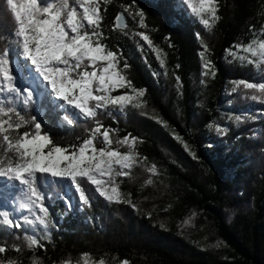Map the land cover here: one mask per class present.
I'll list each match as a JSON object with an SVG mask.
<instances>
[{
    "label": "trees",
    "instance_id": "1",
    "mask_svg": "<svg viewBox=\"0 0 264 264\" xmlns=\"http://www.w3.org/2000/svg\"><path fill=\"white\" fill-rule=\"evenodd\" d=\"M99 3L102 17L99 31L104 34L101 43L117 53L122 65L128 64L127 80L137 90L145 91L140 101L164 126L135 116L123 122L126 126L121 132H132L140 141V153L160 165L178 186L167 190L168 198H160L158 194L153 204L140 207L135 197L148 190L142 188L139 179L123 178L122 202L106 200L84 181L83 187L90 197V204L85 205L78 203L69 179L41 176L38 188L48 209L46 221L50 225L45 231L37 219L38 208L30 212L20 207L23 197L28 195L17 181L0 177V211H8L10 219L22 224L16 229L0 217V245L8 248L0 254V259H14L19 264H34V261L58 264L89 254L95 260L104 259L106 264L121 260L129 264H264V163L261 161L264 147L257 136L233 118L245 109V103L221 91L230 81L259 77L253 64L236 57V53L240 52L237 46L264 38V0H217L218 19L210 21L208 34L194 16L175 5V0H99ZM127 9L142 12L145 26H138L127 15L126 24L117 26L116 16L119 12L126 14ZM0 16L2 44L5 39H11L10 13L5 10L4 0H0ZM140 32L148 35L153 47L160 50L163 67L157 53L139 37ZM201 52L211 61L212 71L201 85L205 99L197 104L204 69ZM27 80L18 76L17 86L28 88ZM3 102L6 109L13 110L14 121L18 116L28 121L20 128L21 133L32 129L31 120L35 117L53 145L69 151L88 135L84 124L70 111L61 113L71 118L70 124L60 120L45 95L27 101L21 94L13 93ZM109 109L98 111L101 123L120 125L119 118L107 115ZM214 124L223 131L215 132ZM166 130L188 145L197 168L180 167L163 152L165 146L172 150L177 147ZM130 194L134 199H130ZM248 200H251L248 209L239 210L232 221L224 219L226 205ZM191 209L199 213L208 229L223 242L225 256L196 250L179 229V219ZM31 239H36L38 244L30 247ZM17 248L21 251L17 252Z\"/></svg>",
    "mask_w": 264,
    "mask_h": 264
},
{
    "label": "snow or ice",
    "instance_id": "2",
    "mask_svg": "<svg viewBox=\"0 0 264 264\" xmlns=\"http://www.w3.org/2000/svg\"><path fill=\"white\" fill-rule=\"evenodd\" d=\"M5 10L10 13V41L5 39L0 44V94L27 93L31 100L34 93L44 91L48 99L53 96L64 105L71 106L85 119H95L98 110L108 107H119L121 111L126 106L139 108L140 98L144 90H137L131 81L126 79L119 68L117 53L101 43L103 33L99 31L102 17L99 0H4ZM192 13L200 18V22L208 28L211 21L218 19L215 0H184ZM208 14L210 19L204 18ZM140 26L144 27L143 13ZM123 15L117 17L122 20ZM149 47L152 42L148 35L139 33ZM199 37V34H198ZM0 39H3L0 34ZM255 45V46H254ZM253 58H264V39L257 42L254 39L247 46H237ZM157 53L161 67L159 49ZM207 51V48H205ZM16 59H13V53ZM230 54L234 55V53ZM204 75L212 68L211 61L201 52ZM253 61H249L252 63ZM264 67V59L260 60ZM128 64L124 63L126 69ZM18 74L27 77L35 87L21 89L17 86ZM214 75V72L212 73ZM179 81V78L177 77ZM243 85L258 95L253 100L264 97V82L239 81L237 87ZM128 89L120 95H112L119 89ZM0 100V177L19 182L27 190L28 202L21 208L32 211L34 207L43 214L38 217L41 224H46L48 209L44 206V197L38 188L41 176L53 179L67 178L75 186L81 202L90 204L87 189L83 187L86 181L95 187V191L108 201L122 202L123 197L116 186V177L130 175L131 169L137 163V152L133 151L136 138L125 136L116 143L128 145L127 152H121L111 147L113 141L108 129L97 121L88 138L84 139L78 148L69 151L62 146L53 145L50 136L43 131L42 123L35 117L31 120L33 131L20 132V128L28 123L22 116L12 119L13 110L6 109ZM59 106V105H57ZM239 119V118H237ZM71 123L72 121H68ZM217 131H223L217 128ZM102 136L103 147H97L95 140ZM180 139V137H176ZM186 150L188 145L184 144ZM10 154V155H9ZM195 158V157H194ZM144 159H147L146 157ZM156 174L157 167L153 164L147 169ZM148 184L152 180L147 181ZM110 186V187H108ZM3 222L19 229L21 223L14 222L8 211H0ZM187 223V222H186ZM38 241L31 239L30 247ZM42 246V245H41ZM8 251L0 245V254ZM17 252L21 249L17 248ZM87 254H85V257ZM0 264H19L14 259H0ZM38 264V261H34ZM64 264H72L65 261ZM87 264V261H86ZM98 264H105L100 259ZM123 264H129L124 261Z\"/></svg>",
    "mask_w": 264,
    "mask_h": 264
},
{
    "label": "rangeland",
    "instance_id": "3",
    "mask_svg": "<svg viewBox=\"0 0 264 264\" xmlns=\"http://www.w3.org/2000/svg\"><path fill=\"white\" fill-rule=\"evenodd\" d=\"M175 3H176L175 4L176 6L183 8L188 14L194 16L198 20L199 24H201L203 31H205L206 34L209 33V32L207 33V31H206L207 28L200 22V18L197 17L196 15H194L192 13L191 9L186 6V4L184 3V0H175ZM193 3H198V0H193ZM215 3L217 4V0H215ZM137 13H138V11L133 10V9H127L126 14H124L123 12H119L118 15L116 16V25L120 26V27L125 25L126 24V15H127V16L133 18L135 23H137L138 26H140V23L138 22V16L139 15H137ZM121 14L123 15V19L117 20V17L120 16ZM0 17H2V16H0ZM204 18L210 19V16L208 14H205ZM210 21H211V19H210ZM140 33H143V32H140ZM139 37L141 38L140 35H139ZM262 39H264V38H262ZM256 40H257V42H259V39H256ZM144 43L147 45V47L151 51H153V49H155L153 47V45L151 47H149V45L146 41H144ZM248 44L243 45V46H247ZM239 50H240V52L236 53V57L240 56L241 58H244L246 61H253L252 64H253L254 68L257 70V72H259L258 73L259 77L256 80L237 79V80L230 81L229 83H225V86L222 88L221 91L222 92L226 91L227 97H229V98L232 97L235 100H239V102L245 103V105H246L245 109H243V111H238L234 115L233 118L236 122H238V123L241 122L242 125L244 126V128L247 131H249L253 136H257L258 139L260 140L262 146L264 147V123H263L264 122V97H262L261 99L253 100L251 97L253 95H258L257 93H254L251 90L245 89L243 87V85H240L239 87H237V83L239 81L264 82V67H262L261 63H260V60L264 59V58H261V57L253 58L250 53L244 52L242 50V48H239ZM13 59H16V53H15V56ZM203 63H204V61H203V59H201V67L202 68H203ZM118 66L120 69L123 70L122 74L126 76L124 65L119 63ZM211 71H212V69L209 70L208 75L211 73ZM203 73H204V69L202 70L201 75H200V83H199L200 85H198L200 90H198V97L199 98L196 102L197 104L201 103L202 100L205 99V95H206L205 89H202V86H201L202 83L204 82V79L206 78ZM18 76L20 78H22L23 81L25 79H28L27 77H24L22 74H18ZM126 79H127V77H126ZM28 80L26 81L28 87L31 86L34 88L35 85L31 84V81L30 80L28 81ZM175 87L178 88L179 85L176 83ZM23 89H25V88H22V90ZM128 91L129 90L126 88L125 89H119V90L113 92L112 95H114V96L120 95V94H124L125 92H128ZM7 95L8 94H0V100L4 101V99ZM42 95H45L43 90H41L39 93H34L33 98L31 100H28L27 99V93L24 91H22V93H21L22 98H24L27 101H33L34 98H36V97L39 98ZM46 98H47V96H46ZM47 101L49 104H52L55 107L56 112H58V118L60 120H62L64 123L70 124L68 121H70L71 118L69 116H67L66 114H64L62 116L61 113L63 111L68 110L73 114V116L75 118H78L84 124L83 128L87 129L88 135L86 136V138L89 137L91 130L96 127L97 121H99V123L102 124L100 121L101 119L98 115L95 119H85L83 116H81L78 113L77 110H75L71 106L64 105L63 102L56 100L54 98V96L51 99L47 98ZM57 105H59V106H57ZM153 113L154 112L151 109H149L147 105L142 104V106L139 108L132 107L130 105L126 106L123 111H121L119 107H111L110 106V109L108 110L107 115L110 118H112L111 116L115 115L117 118H119V120L121 121V124L123 122H126L125 120L127 118L131 119V118H134L135 116H137V117H140V119H141V117L142 118L145 117L148 120L157 121L160 126L164 127L163 124L155 118ZM104 116H105V114H104ZM221 116L225 117L224 115H221ZM237 118H239V119H237ZM121 124L117 125V126H110L108 124L107 125L102 124L104 127L101 129V131H103L104 128L109 130L111 139L113 141V143L111 145L112 148L117 149L121 152H127L129 150L128 145H121V144H118L116 142L118 140H122L125 136H129L130 138H136V136L134 134H132V132H127L125 134H122L121 129L124 126H126V123H123L124 125H121ZM138 126H139L138 129L142 131L143 129L141 128L139 123H138ZM212 127H213V130L215 132H219V131H217V128H220L219 125L214 124ZM29 131H33V127ZM166 134L174 142L177 143V147L175 148V150L174 149L172 150L169 148V146H165V149L163 150V152L167 156H170L171 159H173L175 161V163L177 165H179L180 167L189 166V167H193V168L196 167L197 168L198 163H196V158H194L195 156L189 148L186 150V148L184 146L185 142L181 139H177L176 138L177 136L168 130H166ZM139 142L140 141L138 140V138H136V144H135L134 149H133V151H135L139 154L137 156V163L133 166V168L131 169L130 175L126 176V178L139 179V180H141L142 188L143 187L147 188L148 191L146 190L147 192L144 195L140 194V197H138V196L135 197V196L130 194V199H132V198L134 199V197H135L137 205L142 207L145 204H149V205L153 204L154 196H156L158 194H160L159 195L160 198L162 196H166L168 198V191H172L177 184L175 183V181L170 180L166 176V174H164L160 165L150 161L149 159H144L145 157L140 153L139 148H138ZM95 143H96V146L98 148L103 147L104 144H103L102 136L98 135L96 140H95ZM80 144L76 148H78L80 146ZM261 152H262L261 153L262 154L261 155V161L264 163V150H262ZM153 164H155L157 167V173L156 174L150 173L147 170ZM123 178H125V177H116V186L118 187V191L121 193V195H124V191L122 189V181L124 180ZM149 179L152 180L151 184L147 183V181ZM17 184L27 194L26 188L23 185H20L19 182H17ZM71 185L75 189V193L78 197L77 198L78 203L83 204L79 198V193L77 192L75 186L72 183H71ZM108 187H110V186H108ZM94 189H95V187H94ZM166 197H164V198H166ZM27 202H28V197L24 196L21 204L27 203ZM250 206H251V200L244 201L242 203L239 202L238 205H226L224 207V214H223L224 219L226 221H232L239 210H241V209L246 210ZM168 210L169 209L167 208L164 211H168ZM42 216H43V214L40 213L39 209H38L37 219H38V217H42ZM38 221H39V219H38ZM40 225L42 226V228L45 231H47L49 229V226H50L47 221H46V224L40 223ZM178 227L182 232L185 233L187 239H189L192 242V244L196 250H201V251L206 252V253L208 252V253H212V254L220 255V256L226 255V252H224V250H223V248H224L223 242L208 229L206 222L204 221L203 218L201 219V216L199 215V213L196 210L191 209L189 214H187V215L183 216L181 219H179ZM66 261H69V260H66ZM70 261L72 262V264H86V261H87V264H98V262H99V260H95L89 254H87L86 257H85V254H82L78 259L70 260ZM124 261L125 260H121V261L114 263V264H123ZM64 262L65 261H62L58 264H64Z\"/></svg>",
    "mask_w": 264,
    "mask_h": 264
}]
</instances>
